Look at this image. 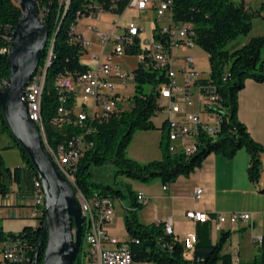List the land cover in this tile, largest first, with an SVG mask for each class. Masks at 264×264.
<instances>
[{
  "label": "trees",
  "instance_id": "16d2710c",
  "mask_svg": "<svg viewBox=\"0 0 264 264\" xmlns=\"http://www.w3.org/2000/svg\"><path fill=\"white\" fill-rule=\"evenodd\" d=\"M97 1L108 6L112 0H53L46 16L45 25L48 28V39L39 63V69L46 66L44 59L51 51L50 64L47 68L45 85L41 98V121L45 136L53 146L75 133L74 129L58 130L53 127L52 120L57 114V97L60 94L55 88V82L60 74L75 77L76 74L88 70V66L80 63L83 54L78 46L70 43L72 29L78 13H86V4ZM114 13H121L124 2H116ZM40 8L44 3L40 2ZM173 13L176 21H192L196 30V42L209 56V78L199 83L216 85L220 92L225 112L221 123V131L217 137L204 136L199 138V150L191 158L183 153L169 152L167 123L165 120L161 130L163 140L160 145L162 159L148 163H140L127 157L126 150L137 132L158 130L153 122L159 112L157 105L158 92L156 88L165 82V77L157 72L145 69L142 64H136L134 74V94L127 98L129 107L111 115L106 121L97 123L95 134L91 137L93 146L86 151L77 165L75 185L83 196H109L123 198L120 190H114L103 183L91 181V167L101 166L110 162L116 177L121 176L130 181L152 184L160 181L164 186H170L180 177H190L202 168L208 156L215 154L227 159H233L240 150H246L251 159L248 168V178L258 184L262 172L260 153L263 148L250 136L246 126L238 118L239 94L245 87L246 81L252 80L264 83V37L253 38L248 44L234 51L227 46L239 36L248 35L253 27V18L264 19V0L253 10L244 0H173ZM20 9L16 0H0V86L9 76L7 65V51L11 31L20 17ZM3 50H5L3 52ZM138 51H130L128 55L135 56ZM49 58V57H48ZM48 60V59H47ZM47 60L45 61L47 63ZM37 74V73H36ZM149 88V90H148ZM151 89V90H150ZM0 134L6 135L11 141L12 148L17 149L24 167L9 169L0 154V195L10 192L12 182L18 184L26 177L32 187L33 179L37 178L28 157L12 138L1 116ZM1 151V150H0ZM264 192V191H263ZM109 193V194H108ZM130 203L124 213L123 223L128 240L127 245L134 262L148 264H232V258L224 253V247L230 240L231 232H222L216 243L211 239V225L201 223L197 231V242L191 257L187 256V246L174 235L165 231L166 224L145 225L138 220V213L145 206L139 204L136 195L129 190ZM40 223L43 216L39 217ZM41 234L38 228L26 227L18 234L3 233L0 229V243L7 240L20 239L28 243L30 249L28 257L32 259ZM165 243L169 250L161 245ZM74 264H82L81 253ZM45 243L42 245L38 257L41 264ZM264 264V236L259 243L258 255L250 263Z\"/></svg>",
  "mask_w": 264,
  "mask_h": 264
},
{
  "label": "built area",
  "instance_id": "2783aa9c",
  "mask_svg": "<svg viewBox=\"0 0 264 264\" xmlns=\"http://www.w3.org/2000/svg\"><path fill=\"white\" fill-rule=\"evenodd\" d=\"M124 2L121 13H114L116 2ZM138 11L155 10L157 26L151 39H140L143 27L135 21H129L120 27L117 20L102 31L96 25H87L97 38V51L90 53L92 43L78 31L77 24L82 18H98L103 13L122 14L127 9ZM86 13H78L71 33L70 43L78 46L83 55L92 61L85 72L75 77L60 74L57 79V114L53 127L58 130L74 129L75 133L53 146L59 152L62 167L67 174V181L73 189L77 165L84 153L92 148L91 137L95 134L96 124L106 121L111 115L129 107L127 98L124 100L116 92L115 81L121 87L128 84L134 86V74L122 71L112 63L115 57L128 55L130 51H138L137 64L145 69L157 72L165 77L160 84L157 105L160 113L167 116V134L169 152L183 153L191 158L199 150V138L217 137L221 131V123L225 112L223 99L216 85L212 82L199 83L202 78L195 68L194 56L187 54L183 64L177 65L175 52L179 50H194L198 47L197 35L192 21H176L173 13V0H112L108 6L97 1L85 6ZM158 20H166L160 25ZM11 42V38L9 40ZM5 50H3L4 52ZM47 54L43 64L47 60ZM43 65H41L42 68ZM40 73L33 74L28 82L24 100L26 107H31L32 121L35 123V111L41 110V99H38V84ZM4 82L0 89L4 86ZM196 100V101H195ZM127 107H123L122 103ZM33 216L44 215V192L40 180L33 179ZM168 186H164L166 191ZM203 194L202 189L194 192L198 200ZM139 204L148 205L149 200L144 193H138ZM79 210L83 220L82 264H148L134 262L125 243H120L107 232V227L113 222V199L109 196L79 197ZM186 218L197 223L212 222L217 231L225 232V226L237 227L241 222L251 220L248 213H230L208 215L205 212L191 210ZM165 231L173 235V227L167 224ZM262 239L257 240L260 243ZM29 245L24 240L14 239L0 243V264H32L28 257ZM8 251H16V259H7Z\"/></svg>",
  "mask_w": 264,
  "mask_h": 264
},
{
  "label": "crops",
  "instance_id": "0c3cea01",
  "mask_svg": "<svg viewBox=\"0 0 264 264\" xmlns=\"http://www.w3.org/2000/svg\"><path fill=\"white\" fill-rule=\"evenodd\" d=\"M244 1L248 6L251 4L250 6L258 7L262 0ZM111 14L115 15L103 12L98 16V20L88 17L78 22V31L92 43L90 53L96 52L98 47L97 38L93 31L87 29V25H96L100 30L105 31L115 20L104 21L106 15ZM99 24L105 27L100 28ZM93 38L96 39L95 43L91 41ZM86 66L90 65L86 64ZM238 118L246 126L253 140L263 148L260 153L262 172L258 184L252 183L248 178L251 157L246 150L244 152L240 150L233 159L215 154L208 156L202 168L188 178L180 177L176 183L168 186L166 191L160 181L142 184L128 180L130 185L132 184L131 188L135 191V195L144 193L149 200L144 210L139 212L140 223L145 225L171 224L173 235L186 244L188 257H191L197 242L200 223L187 219L186 213L197 210L210 216L224 214L231 209L228 206L229 203L243 205L241 211L250 214L251 220L241 222L235 228H231L230 225L224 227L225 232L232 233L224 247V253L231 256L232 264L250 263L258 255V250L253 247V244H258L256 241L264 236V83L246 81L245 87L239 94ZM166 119L160 125L154 122L158 130L144 132L145 134H156L159 150L151 152V145L154 141L148 137L143 141L142 151L131 152V157L135 161L148 163L160 159V145L163 140L161 127ZM0 138L3 145L0 154L6 167L11 170L24 167L20 155L14 153L11 141L4 134H0ZM6 153L13 155L9 163L4 157ZM197 189H202L203 194L200 199L195 200L194 192ZM32 199V187L26 177H23L18 184L12 182L10 192L4 196L0 195V229L3 233L18 234L26 227L35 229L40 226V219L33 216ZM209 224L211 225L212 242L216 243L222 232L217 231L212 222ZM112 225L113 223L108 226L107 230L114 236ZM242 232H244L243 235H241Z\"/></svg>",
  "mask_w": 264,
  "mask_h": 264
},
{
  "label": "water",
  "instance_id": "95a60500",
  "mask_svg": "<svg viewBox=\"0 0 264 264\" xmlns=\"http://www.w3.org/2000/svg\"><path fill=\"white\" fill-rule=\"evenodd\" d=\"M40 2L44 8H40ZM53 0H16L20 17L7 51L9 76L0 89L1 116L12 138L28 157L44 192L41 234L32 264H74L82 240L83 220L74 191L42 147L39 130L28 117L26 86L36 72L48 39L46 16ZM169 250L165 243L161 244Z\"/></svg>",
  "mask_w": 264,
  "mask_h": 264
},
{
  "label": "rangeland",
  "instance_id": "374dc122",
  "mask_svg": "<svg viewBox=\"0 0 264 264\" xmlns=\"http://www.w3.org/2000/svg\"><path fill=\"white\" fill-rule=\"evenodd\" d=\"M60 1H63V0H60ZM250 5H249V7L252 10L257 7V6L253 7ZM102 16H105V15L102 14ZM92 19L98 20L99 17L98 18L94 17ZM112 19H115V20L118 19L117 21L120 23V27L118 29H120L121 27L126 25L129 21L137 22L140 26L143 27V31H142V33H140V37H139L142 40L151 39L153 36V33H154V29L157 26L156 14H155V10H153V9H148L147 11L143 12V11H138L136 9L130 8V9L125 10L122 14L106 15V19L104 21L110 22ZM158 23L160 25H164L167 23V21L166 20H158ZM99 27L104 28L105 26L103 27L102 24H99ZM256 37H264V19L262 17H254L253 18V28L250 31V33L248 35L239 36L236 40H234L232 43H230L227 46V49L229 51H234L236 49L242 48L243 46L248 44L253 38H256ZM91 41L93 43H95L96 39L93 38ZM92 50H94V48H92ZM187 54L194 56V59L196 62L195 68H196L197 72L199 73V75L202 78H207L209 76L210 69H211L208 54L200 46L196 47L194 50L176 51L175 56L177 58L176 61H177L178 66L183 64L184 58ZM262 58L264 60V50L262 52ZM80 63H82L83 65H86V64L92 65V61L90 60V58L87 55H83L80 58ZM112 63L114 65H118L122 71L131 72L137 64V57L132 56V55H123L121 57L113 58ZM115 85H116V92L119 93V95L124 100L126 98L133 96L134 86L132 84H128L125 87H121L119 85V82L115 81ZM148 90H149V88H148ZM122 106L125 108L128 105H126V103L123 102ZM167 116L168 115L166 113H160L156 117H154L152 120L157 125H160V123L164 119H166ZM148 137H151V141H154V144L151 145V152H153V151L157 152L159 149L157 147V140H156L157 136H156V134L155 133L145 134L144 132H137L134 134V136H133V138H132V140H131V142H130L127 150H126L127 157L134 160L131 157L132 156L131 152L135 153V152L142 151L144 149L143 141ZM152 137H154V139ZM0 148H1L0 150L3 149V145L1 143V140H0ZM242 151L244 152L245 150H242ZM14 153L19 154V152L15 148H14ZM160 153L162 154L161 147H160ZM161 154L159 157L160 159H158V160L162 159ZM12 156H13L12 154H10V155L7 153L4 154V157H5L7 163H9L11 161ZM140 163H142V162H140ZM114 171H115V168L110 162H106L101 166H92L91 167L92 177L90 178V180L103 183L104 185L110 186L114 190H120L122 192L123 198H121V199H118V198L113 199L112 198L113 199V212H114L113 222H112L113 223L112 232H113L114 236L109 233V231L107 230L108 227L106 230L110 236L117 238L120 243H125L128 240V237H127L125 229H124L123 217H124V213L126 212V208L128 207V205L130 203V198L128 197V192H129V190L133 191V189L131 188L132 184L130 185L128 179L121 177V176L116 177L114 174ZM135 183H137V182H135ZM133 192L135 193V191H133ZM226 204H228V203H226ZM228 206L231 209H230V211L224 212V214L243 213V211H241L243 209V205H241V204H233V203L230 204L229 203ZM138 220L140 222L139 213H138ZM243 234H244V232L241 233V235H243ZM253 247H255L257 250H259V243L253 244ZM79 255H80V253H79Z\"/></svg>",
  "mask_w": 264,
  "mask_h": 264
},
{
  "label": "bare ground",
  "instance_id": "6f19581e",
  "mask_svg": "<svg viewBox=\"0 0 264 264\" xmlns=\"http://www.w3.org/2000/svg\"><path fill=\"white\" fill-rule=\"evenodd\" d=\"M50 57H51V51L49 53V56H48V53H47L48 60H47V63L45 62L46 66L41 68V69H39L40 66H38L36 72L34 73V74H36V73L39 74L40 73V80H39V84H38V99L42 98L44 85H45L46 72H47V68H48V66L50 64ZM56 82H57V80H56ZM56 82H55L54 86H55V88L57 90V83ZM57 92L60 94V90H57ZM27 113H28L29 119L32 121L31 107H27ZM55 118H56V116L54 117L53 120H55ZM53 120H52V124H53ZM35 122H36V126H37V128L39 130V133H40L43 149L48 154V156L50 157L51 161L57 167L59 172L67 179V174H66L65 170L62 167V161L60 159L59 152L55 149L54 146H50V144L48 143V141L46 139L44 127H43V124H42V121H41V110H36L35 111ZM73 191H74L75 197H76V199H77V201L79 203V197H84V196L82 195V193L76 187L75 182L73 183ZM7 259H16V251H8L7 252Z\"/></svg>",
  "mask_w": 264,
  "mask_h": 264
}]
</instances>
